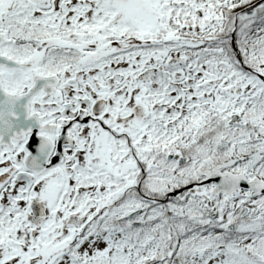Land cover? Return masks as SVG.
Returning a JSON list of instances; mask_svg holds the SVG:
<instances>
[{
  "label": "snow or ice",
  "instance_id": "obj_1",
  "mask_svg": "<svg viewBox=\"0 0 264 264\" xmlns=\"http://www.w3.org/2000/svg\"><path fill=\"white\" fill-rule=\"evenodd\" d=\"M0 264H264V0H0Z\"/></svg>",
  "mask_w": 264,
  "mask_h": 264
}]
</instances>
